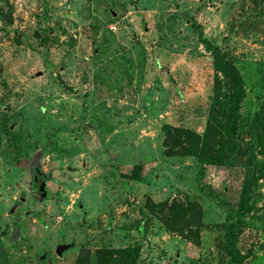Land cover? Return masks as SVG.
Masks as SVG:
<instances>
[{
  "label": "rangeland",
  "instance_id": "rangeland-1",
  "mask_svg": "<svg viewBox=\"0 0 264 264\" xmlns=\"http://www.w3.org/2000/svg\"><path fill=\"white\" fill-rule=\"evenodd\" d=\"M263 14L264 0H0V264L130 246L139 264H228L227 222L242 264H264ZM218 52L246 98L228 161L203 166L165 141L169 127L225 141ZM184 194L203 208L199 246L146 207Z\"/></svg>",
  "mask_w": 264,
  "mask_h": 264
},
{
  "label": "trees",
  "instance_id": "trees-1",
  "mask_svg": "<svg viewBox=\"0 0 264 264\" xmlns=\"http://www.w3.org/2000/svg\"><path fill=\"white\" fill-rule=\"evenodd\" d=\"M4 21L6 24H11L13 19L8 16ZM216 66L219 73L228 81L232 93L228 113L217 116V121L224 129L225 141L214 144L207 150L206 147L204 148L205 138L200 134L171 127L167 128L168 137L165 141L167 154L196 156L203 166L220 165L228 161L235 146L239 105L246 98L242 78L235 66V57L233 58L229 52H218L216 54ZM247 202H243L241 209H245L246 206L249 207ZM146 207L151 215L158 218L169 231L195 245H200L204 228L203 208L196 196L178 195L160 203L148 199ZM225 229L227 232L226 251L231 257L228 264H242L244 258L237 247L239 233L230 222L225 224ZM139 257V247L102 249L96 252L93 259L79 257L76 264H139Z\"/></svg>",
  "mask_w": 264,
  "mask_h": 264
},
{
  "label": "water",
  "instance_id": "water-1",
  "mask_svg": "<svg viewBox=\"0 0 264 264\" xmlns=\"http://www.w3.org/2000/svg\"><path fill=\"white\" fill-rule=\"evenodd\" d=\"M42 192H43V195L46 196L47 193H46L44 190H43ZM70 248H71V245H60V246L57 248V254H58L59 256H62L63 253H64L65 251L69 250Z\"/></svg>",
  "mask_w": 264,
  "mask_h": 264
}]
</instances>
